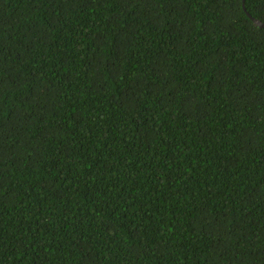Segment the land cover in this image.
Segmentation results:
<instances>
[{"label": "trees", "instance_id": "trees-1", "mask_svg": "<svg viewBox=\"0 0 264 264\" xmlns=\"http://www.w3.org/2000/svg\"><path fill=\"white\" fill-rule=\"evenodd\" d=\"M264 0H0V264H264Z\"/></svg>", "mask_w": 264, "mask_h": 264}, {"label": "water", "instance_id": "water-1", "mask_svg": "<svg viewBox=\"0 0 264 264\" xmlns=\"http://www.w3.org/2000/svg\"><path fill=\"white\" fill-rule=\"evenodd\" d=\"M249 16L253 19V21L255 22L256 25H259L260 27H264V22L253 17L250 13H249Z\"/></svg>", "mask_w": 264, "mask_h": 264}]
</instances>
